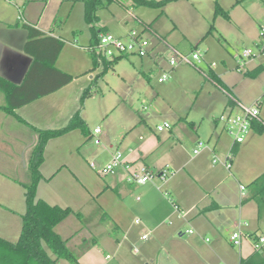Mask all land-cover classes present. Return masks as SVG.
Masks as SVG:
<instances>
[{"label": "crops", "instance_id": "1", "mask_svg": "<svg viewBox=\"0 0 264 264\" xmlns=\"http://www.w3.org/2000/svg\"><path fill=\"white\" fill-rule=\"evenodd\" d=\"M216 2L228 13V17H225L226 21L220 19L217 25L215 23L213 25L209 19L212 18L213 21L216 17L214 16ZM173 3L179 4V9L183 10L186 20H191L190 23L202 28L200 35L203 36L199 41L203 40V49H207L208 52L215 49L219 52L218 48L213 47V43L204 41L205 36L210 35L218 43H215V46L222 47L227 55H231L227 48H237L240 43L254 44V36L250 35L257 33L259 24L264 18V0H177ZM209 3L214 4L213 14L209 11ZM130 7L135 8L131 5ZM164 7L159 10V15L163 13ZM34 11L35 7L33 8L30 0H0V78L12 84L22 83L33 61V56L25 50L28 33L24 24L33 26L46 36L59 38L63 41V46L65 43L63 38L55 34V27L45 29L40 26L38 16H32ZM200 18H204L205 22L200 23ZM172 19H175V16H172ZM208 24L209 27L213 25L210 32H207ZM151 25L152 23L144 24L145 34L149 32L154 38L152 43L150 42V53L146 57L162 71L163 68L158 64L157 57L165 56L168 61L173 50L185 54L180 50L183 44L175 40L172 33L178 31L183 39L187 37L176 25L169 30L158 26L152 28ZM90 38L91 31L88 44ZM197 39V37L192 38L191 42ZM197 44H190L192 46L189 52L194 50ZM158 46L160 51H157ZM38 47L32 43L31 52L39 53ZM42 49L39 57L44 59L46 57L44 47ZM61 50L54 66L70 74L73 79L74 76L67 68L57 65ZM154 51L156 58L152 59ZM161 52H164L163 55ZM130 57L132 56L123 58ZM146 57H137L139 63L136 67L143 78L149 81L153 69L149 63L143 61ZM262 59V56L249 59L246 65L250 70L246 72L234 70L232 62L226 65L222 60L224 68H217L218 71L213 69L210 61L206 62L208 65L206 71L199 68L203 76L193 72L189 79H185L188 90L184 93L194 95L195 99L191 107L190 100L182 107H173L167 102V106L171 109V114L169 113L171 117L163 118L171 125L163 131H158L157 128L151 129L140 114L137 116L129 114L117 123L118 126L110 127L103 123L104 129L101 135L99 136L101 131L97 134L100 139L98 144L94 143V136L84 119L88 129L87 134L80 129H73L49 139L39 168L41 179L38 181L36 198L52 205H59L54 202L56 200L53 202L50 200V196L52 198L57 196L66 203L62 207L68 206L74 212H79L78 207L84 204L91 205L95 196L104 208V215L95 220V227L100 228L98 231L103 234L102 231L106 227L103 223L107 221V226L112 229L113 234L107 232L104 236L105 244L116 256H120L126 240L133 241L131 228L134 224H139L141 228L152 233L148 248L156 247V257H160V261L158 260L156 264H209L213 260L220 261V264H240L241 259L255 251L251 237L264 236V233L258 234L261 227L264 229V211L259 213L256 201L250 198L251 191L248 187L251 181L264 172V130L257 131L251 127L241 143H233V140L228 142L223 135L224 126L218 128L220 122L217 114L241 112L228 94L244 104H252L259 100V117L264 125V61L262 62ZM117 61L112 65L113 68ZM131 64L135 66V62L131 61ZM184 64L178 63L175 66L169 64L170 69L163 70L167 78L158 83L173 79L174 85L178 78L175 77L176 68ZM235 65L237 66V63ZM258 67L261 69L255 72ZM170 74L173 75L172 78ZM33 78L45 79L44 69L36 71ZM46 79L48 81V77ZM69 83L17 107L14 112L39 129L64 127L76 112L67 111L65 96L63 97V90ZM113 91L117 93L116 90ZM196 100L199 101V105L197 111L192 113ZM5 102L4 92L0 90V156L1 152L7 154V161L0 157V194L2 190L9 188V191L15 193L14 195L20 192L19 195L23 194L24 198V191L22 193L21 187H18V184L23 183L18 171L20 166L27 169L30 151L36 142V133L29 126L19 122L16 117L6 113L2 109ZM149 108L147 104L142 105L141 109L145 116L150 115ZM90 139L94 145H101L98 148L101 152H98L105 153L106 161L113 152L120 150L126 160L135 165L145 164L154 171L168 165L176 172L164 181L156 176L149 182L135 184L127 182L126 172L119 168L115 173L113 172L114 174L106 176L100 185L94 184L98 182L89 174V167L93 169L90 160L98 158L99 153L93 154L83 150L84 143ZM200 141H204L205 144L195 153L194 149L198 147ZM50 149L57 152L58 166L54 170L49 168L45 173L43 168ZM228 151L231 152L232 158L230 166L226 167L224 160ZM214 155L218 159L217 162H212ZM93 163L97 165L96 161ZM241 185L245 187L243 194L240 190ZM53 187L57 188V191ZM160 187L164 190L162 191ZM47 189H51L54 193ZM13 202L9 198L0 200V237L8 241L14 239L17 231V223L11 213L18 215L17 212L21 211L18 208L19 202L17 208L13 206L15 204ZM78 202L81 203L80 206L76 204ZM174 205L177 206L176 210ZM21 216L22 214H20L22 225ZM136 217L138 223L134 221ZM64 219L55 226L54 230L62 238H68L67 244L72 248V242L77 238V234L81 231L88 234L91 230L80 226L75 232H64L63 225L61 226ZM170 219L171 223H169ZM239 222H246L241 229L244 234H250V237L243 236L241 244L235 246L230 241V231L234 226H238ZM189 227L193 228L192 233L185 232ZM120 234L119 238L117 235ZM185 234L188 236L184 237ZM259 251L264 254V244ZM105 258L109 259L108 254ZM139 259L145 261L149 256L143 253Z\"/></svg>", "mask_w": 264, "mask_h": 264}, {"label": "rangeland", "instance_id": "2", "mask_svg": "<svg viewBox=\"0 0 264 264\" xmlns=\"http://www.w3.org/2000/svg\"><path fill=\"white\" fill-rule=\"evenodd\" d=\"M30 3L33 8L35 7V11L32 16H38L40 26L45 29L55 27V34L64 39L65 43L61 50L57 65L61 68H67L68 72L74 76L72 81L63 90V97L65 96V101L67 103V111L70 112V110H74L75 112L80 110V115L86 121L91 132H93L95 128L99 127L101 131L99 134L100 136L102 129H104L103 123H106L108 126L110 125V127L118 126L117 123H119L120 120L122 121L123 118L129 114H136V116L137 114H140L141 117H144L151 129L156 130L158 125L165 122L164 120L166 119L163 117H171L169 115V113L171 114V109L167 106V102L173 107H182L188 102V100H190L189 104L191 107L192 102L195 101L194 95H191L190 93L186 95L184 92L188 90V87L185 84V79H189L190 74L196 72L198 75L203 76V74L199 72L201 70H198L197 67L190 66L186 63L183 66L177 67V74L175 77L178 78L174 82V85L172 83L173 79H169L163 83H158L157 80L164 74L163 70L168 71L170 69L169 62L165 56L157 57L158 64L163 68L162 71L159 70L157 65L150 62L152 61L151 59L149 60L147 57L143 58V61L147 64L149 63V66L153 69V72L150 74L149 81H146L142 74L138 72V68L136 66H138L139 58L133 56L128 59H119L114 65V68L109 67L103 72V66L101 64L94 67L91 57L85 49V46L88 45L91 30L88 23L84 19V4L82 0H30ZM130 4L131 2L127 0H115L108 6L98 9V21L94 23L95 30L103 29V31H107L114 35H121L131 29L141 30L144 28V24L149 23H152V28L158 26L167 28L168 30L176 25L178 26V29L180 28L187 37V39H183L178 31H174L172 33V37L175 40H179L181 44H183L182 48H180L181 52L190 54L191 51L189 52V50L192 46L190 44H197L198 41V46H196L194 50L201 54L203 60L201 63L197 64L198 68H202L204 71L207 70L208 65H206V62L208 63L209 61L213 65V69L216 71H218L217 68H224V63L228 65L230 62L234 63L233 69L236 71L246 72L247 70H250V67L246 65V62H248L249 59L241 61L239 58V53L244 48H252L256 53V58H260L262 56V62L264 61V53L258 54L256 48L259 37V28L257 33L250 35L251 37L254 36V44L240 43L241 45L237 47L238 49L236 47H234V49L231 47L227 48V51H229L231 55H227L226 51L222 49V47L218 45L215 46V43H218L215 42V39L211 35L205 36L206 38H204V41L206 40L213 43V47H216L219 50V52L217 49H215V51L210 50L208 52L207 49H203V40L199 41L201 39L200 37L203 36L200 35V30L202 28L197 24L190 23L192 22L191 20H186L183 10L179 9V4L173 2L166 4L163 9V13L160 15L159 9L157 8L138 6L132 9ZM213 6L214 4L210 3L208 5L211 14H213ZM172 16H175V19H172ZM200 19V23L205 22L204 18ZM220 19H222L223 22L226 21L225 17H221L220 14L216 15L213 21L212 18L209 20L213 23V25L214 23L217 25ZM210 21L209 23H211ZM207 26L209 27V24ZM145 35L152 43L154 40L153 36L149 34V32ZM196 37L198 38L197 41L191 42V39ZM214 37L217 38L216 35H214ZM158 50L160 51V46H158L157 51ZM163 53L161 52V55H163ZM155 56L154 51L151 58L155 59ZM223 56H225V58H223ZM222 60H224V63ZM131 61L135 62V66L131 64ZM236 63L237 66L235 65ZM144 66H146V64ZM170 75V78H172L173 75ZM87 87H90V94L85 98L83 104L81 105L80 96L82 91ZM113 90H116L118 94ZM143 104L149 105V116H145V113L142 111L141 107ZM198 105L199 101L196 100L195 105L192 108V113L197 111ZM222 113L217 114L218 118ZM222 125L223 123L220 122L218 128L221 129ZM223 135L228 142L233 140L232 136L229 135L225 129H223ZM200 142L202 143V146L205 144L204 141ZM100 147L101 145H94L92 139H90L88 142L84 143L83 150H88L89 153L91 152L93 154L96 152V154H98V151H100L98 148ZM196 149H199V146ZM51 150L53 149H50L44 164L43 171L45 173L48 172L49 168L54 170L58 166L57 152L55 153ZM228 153H230V151H228L227 154ZM104 155V152L99 153L98 158H92V160H90L91 163H93V161L97 162V165H95L93 169L89 167V174L91 175V178L93 180H97L98 182L94 184L100 185L105 180L106 176L115 173L103 174L101 172V168L109 161L105 160ZM6 156L7 154L1 152L0 157H2V159L6 160ZM68 160H70V158H68ZM85 171L87 170L85 169ZM18 175L23 183L29 180L28 169L25 170L23 166L19 167ZM58 178H60V176ZM18 187H21L20 189L23 193L24 187L20 184H18ZM5 188L6 187H4V189ZM57 188L59 189V186ZM57 188H55V190ZM160 189L162 191L164 190L161 187ZM47 190L54 193L51 189ZM1 192L0 200H7V198H9V200L15 202V204H13L14 202L12 203L14 207L17 208L19 205L18 208L21 209V211L17 212L18 215L16 213H11L13 220L17 223V233L15 232L16 237L14 236V239L11 241H16L21 230L20 214L25 212L23 194L19 195L20 192H17V195H14L15 193L9 191V188L7 190L5 189V191L2 190ZM5 193H7V195H5ZM73 196L74 194L71 195V197ZM50 200L52 202L56 200L54 202H57V204L61 206L66 205L65 201L61 198L58 199L57 196H54L53 198L50 196ZM92 201L94 202L91 205L84 204L80 208L78 207L77 211L80 213L79 217L69 214L61 224V226L63 225L64 232H75L80 226H84V229L89 228L91 230L88 232V234L91 233L89 235L81 231L80 234H77L76 239L73 238L75 240L72 242V248L74 252H76L79 261L82 264H156L158 260L160 261V257H156V247L153 246L150 249L148 248V242H150L152 237L151 231L141 228V225L139 224H134L131 228L130 233L133 235V241H125L121 248L120 256L113 255L112 251L107 249L105 244L106 241L104 240V236L107 232L112 233V229L107 226V221H105L103 224L106 227L105 230L102 231L103 234H101V231H98L100 228L96 229L97 227H95L94 224L96 219H99V217L101 218L104 215V208L101 206L100 202L96 200L95 196L92 198ZM76 204L80 206L81 203L78 202ZM135 219H137V217ZM171 222L172 220L170 219L169 223ZM190 229L193 230L191 227L187 230ZM236 230L237 226H234V229L230 231V235ZM94 231L96 233H93ZM259 233H264V229H262V227L258 234ZM143 235H145V237L142 239ZM83 236L86 238H83ZM117 236L120 238L121 234ZM187 236L188 234H185L184 237ZM93 238L95 241H93ZM77 242L80 243V245ZM47 251L51 257H54L48 249ZM143 253L147 254L149 259L141 261L139 257L142 256ZM106 254H108L109 259L105 258ZM219 262L217 260H213L210 261L209 264H220ZM56 264L70 263L65 259H59Z\"/></svg>", "mask_w": 264, "mask_h": 264}, {"label": "trees", "instance_id": "3", "mask_svg": "<svg viewBox=\"0 0 264 264\" xmlns=\"http://www.w3.org/2000/svg\"><path fill=\"white\" fill-rule=\"evenodd\" d=\"M84 4V19L90 26L91 38L89 44L85 47L91 56L94 67L101 64L103 72L112 67L120 58L118 56L111 60L98 55L95 47L98 41V33L103 29L95 30L94 23L98 21L97 10L108 6L115 0H82ZM131 2L132 7L146 6L162 8L177 0H127ZM222 15L228 17L216 2L214 6V16ZM28 33V40L25 45L26 52L33 56V61L21 84H12L5 79L0 78V90L5 95V105L2 109L17 118V120L29 126L36 133V142L31 148L27 169L29 180L21 183L24 187L25 212L22 214V225L18 239L15 242L8 241L0 237V264H56L59 259H65L70 264H81L79 258L67 242L68 238H62L55 230V226L60 223L69 214L80 216L79 212H74L70 207L52 205L43 199L36 198V186L41 179L39 171L43 162V152L46 142L54 137L60 136L70 130L80 129L84 134L88 133L87 125L77 110L70 118L67 125L58 129H39L18 116L14 110L39 96L46 95L57 90L72 80V76L54 66L55 60L63 46V41L59 38L46 36L31 25H23ZM213 28L211 24L208 31ZM38 45V52H31V44ZM44 47L45 58L39 57ZM44 67V68H43ZM44 69L45 79L36 80L33 78L36 71ZM258 67L255 72L260 70ZM213 77V75H211ZM48 77V81H46ZM215 77V76H214ZM48 82V83H47ZM45 83V84H44ZM44 84V86H42ZM90 94V87L85 88L80 96V103L83 104L85 98ZM251 127L257 131H263L264 125L261 121L253 120ZM251 195L257 203L259 213L264 211V172L248 184ZM47 249L54 255L51 257ZM261 250V249H260ZM240 264H264V254L255 250L251 255L241 259Z\"/></svg>", "mask_w": 264, "mask_h": 264}, {"label": "built area", "instance_id": "4", "mask_svg": "<svg viewBox=\"0 0 264 264\" xmlns=\"http://www.w3.org/2000/svg\"><path fill=\"white\" fill-rule=\"evenodd\" d=\"M146 29H131L125 35H114L107 31H101L98 33V41L95 47V52L103 56L104 58L111 60L118 56H137V57H146L150 53L151 43L145 35ZM258 43L256 44L258 54L264 53V19L259 24V35ZM241 61L246 59H252L256 56L255 51L252 48H244L239 53ZM201 54L192 50L190 54H180L176 51H172V54L168 57V62L171 66H175L178 63H186L190 66L197 67V63L202 61ZM167 78V74L164 73L161 77L158 78V81L161 82ZM231 101L240 109L239 114L232 113H222L218 121L223 123L224 129L229 135L233 138V143H241L247 133L251 130V122L253 120L260 121L259 117V105L260 101L257 100L252 104H244L238 99L232 97L228 94ZM170 123L165 121L164 123L157 126L158 131H163L170 128ZM100 132V128L97 127L91 133L94 136L93 141L95 144L100 143V139L97 137V134ZM199 147L202 146V143L199 142ZM199 149H194V152L197 153ZM232 158L231 152L227 154L224 164L226 167L230 166V159ZM218 159L214 155L212 162H217ZM92 167H95L94 163H90ZM123 169L126 172V181L129 183L143 184L151 181L154 177H159L161 180H166L172 176L176 171L170 166L166 165L158 171H154L145 164L135 165L132 162L126 160L123 154L120 151H115L111 154L109 161L101 168L103 174L113 173L117 169ZM241 193L245 191L243 185L240 186ZM175 210L177 206L174 205ZM136 223L139 222L138 219L134 220ZM246 225V222H239L237 230L233 231L230 235V241L233 245L239 246L243 236L250 237V234H244L241 227ZM187 233H192L193 230H186ZM145 235L142 236L144 238ZM253 241V248L255 250H260L264 244L263 236L251 237Z\"/></svg>", "mask_w": 264, "mask_h": 264}]
</instances>
